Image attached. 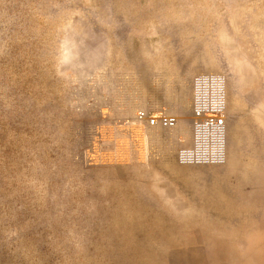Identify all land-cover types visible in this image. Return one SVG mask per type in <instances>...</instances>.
<instances>
[{"label": "rangeland", "instance_id": "374dc122", "mask_svg": "<svg viewBox=\"0 0 264 264\" xmlns=\"http://www.w3.org/2000/svg\"><path fill=\"white\" fill-rule=\"evenodd\" d=\"M201 74L222 166L175 160ZM0 264H264V0H0Z\"/></svg>", "mask_w": 264, "mask_h": 264}, {"label": "built area", "instance_id": "2783aa9c", "mask_svg": "<svg viewBox=\"0 0 264 264\" xmlns=\"http://www.w3.org/2000/svg\"><path fill=\"white\" fill-rule=\"evenodd\" d=\"M190 88V144L176 152L175 160L182 166H222L228 156L226 80L219 74L196 75ZM136 120L150 128L174 130L177 127V118L164 110L151 114L140 111Z\"/></svg>", "mask_w": 264, "mask_h": 264}]
</instances>
